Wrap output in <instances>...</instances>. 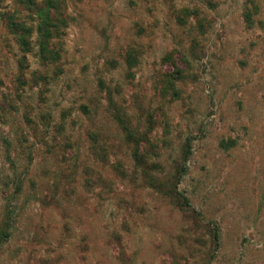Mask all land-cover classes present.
<instances>
[{
  "label": "rangeland",
  "instance_id": "obj_1",
  "mask_svg": "<svg viewBox=\"0 0 264 264\" xmlns=\"http://www.w3.org/2000/svg\"><path fill=\"white\" fill-rule=\"evenodd\" d=\"M64 4L0 25V264H264V0Z\"/></svg>",
  "mask_w": 264,
  "mask_h": 264
},
{
  "label": "trees",
  "instance_id": "obj_2",
  "mask_svg": "<svg viewBox=\"0 0 264 264\" xmlns=\"http://www.w3.org/2000/svg\"><path fill=\"white\" fill-rule=\"evenodd\" d=\"M243 17L247 25L252 24L248 11ZM66 18L64 0H0V25L23 53L30 51L34 33L38 56L45 62L59 58Z\"/></svg>",
  "mask_w": 264,
  "mask_h": 264
}]
</instances>
